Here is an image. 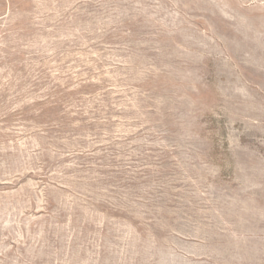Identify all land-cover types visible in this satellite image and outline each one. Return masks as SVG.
I'll return each instance as SVG.
<instances>
[{"label":"rangeland","instance_id":"1","mask_svg":"<svg viewBox=\"0 0 264 264\" xmlns=\"http://www.w3.org/2000/svg\"><path fill=\"white\" fill-rule=\"evenodd\" d=\"M0 264H264V0H0Z\"/></svg>","mask_w":264,"mask_h":264}]
</instances>
